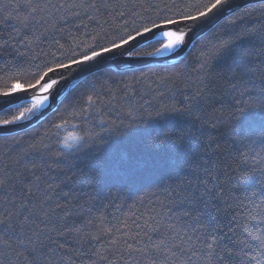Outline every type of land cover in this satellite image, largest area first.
Returning <instances> with one entry per match:
<instances>
[{
    "label": "snow or ice",
    "instance_id": "snow-or-ice-1",
    "mask_svg": "<svg viewBox=\"0 0 264 264\" xmlns=\"http://www.w3.org/2000/svg\"><path fill=\"white\" fill-rule=\"evenodd\" d=\"M0 264H264V0H0Z\"/></svg>",
    "mask_w": 264,
    "mask_h": 264
}]
</instances>
